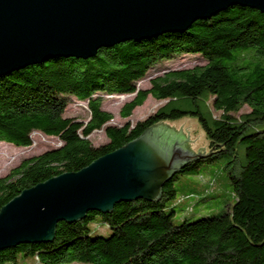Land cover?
<instances>
[{
  "label": "trees",
  "instance_id": "1",
  "mask_svg": "<svg viewBox=\"0 0 264 264\" xmlns=\"http://www.w3.org/2000/svg\"><path fill=\"white\" fill-rule=\"evenodd\" d=\"M179 55H197L206 64L165 72L150 79L148 89L136 88L154 65ZM102 95H134L120 109L123 119L148 97L166 102L134 126H106L113 116L102 110ZM68 97L87 103L86 123L64 117ZM244 107L249 112H240ZM185 116L199 119L213 152L186 163L157 201L120 202L110 213L60 222L51 242L2 250L0 264L17 257L38 264H264V14L248 8H229L181 33L103 48L86 60L58 57L0 77V142L29 148L33 132L61 142L0 178V209L21 191L85 168L156 123ZM102 128L108 142L93 147L88 136ZM220 160L231 188L225 213L174 224V212L166 214L165 207L176 196L177 176L195 177ZM215 182H204L210 189L204 196L214 194ZM96 217L108 226L107 237L89 236Z\"/></svg>",
  "mask_w": 264,
  "mask_h": 264
},
{
  "label": "water",
  "instance_id": "2",
  "mask_svg": "<svg viewBox=\"0 0 264 264\" xmlns=\"http://www.w3.org/2000/svg\"><path fill=\"white\" fill-rule=\"evenodd\" d=\"M264 14V0H0V77L55 58L181 33L229 8ZM196 116L165 119L138 138L21 191L0 209V251L48 243L60 222L110 213L120 202L157 201L186 164L211 155Z\"/></svg>",
  "mask_w": 264,
  "mask_h": 264
},
{
  "label": "rangeland",
  "instance_id": "3",
  "mask_svg": "<svg viewBox=\"0 0 264 264\" xmlns=\"http://www.w3.org/2000/svg\"><path fill=\"white\" fill-rule=\"evenodd\" d=\"M206 62L197 55H179L174 56L168 61H162L154 65L146 74L145 78L137 82V89H148L150 87L149 80L156 76H161L163 73L172 70L190 69L195 66H204ZM123 96V98H118ZM102 110L112 114L113 119L106 126L121 127L125 123L134 126L136 122L143 120L149 114L153 113L158 107L162 106L166 101H157L151 97L137 107L131 113L129 118L123 119L119 116L122 106L131 101L134 95H102ZM210 112L214 116H219L220 112L214 111L212 106L209 107ZM240 112H249L248 107L242 108ZM64 117L71 118L78 122L86 123L89 119V111L86 102L76 100L74 97H68V104L64 112ZM32 145L29 148H17L13 145L0 142V178L6 176L13 168L17 167L20 162L26 158L42 154L45 151L55 149L61 145L57 138L48 137L41 133L31 134ZM88 140L93 147H99L108 142L105 136L104 128L99 131H94L88 136ZM224 160L217 161L210 165L202 166L197 176L178 175L173 186L176 190V196L173 200L166 204L165 212L172 215V222L176 225L185 220L195 221L204 217L224 214L225 202L229 201L231 196V188L227 180L226 174L223 171ZM200 176L202 179H200ZM198 177V178H197ZM207 179H212L215 182V192L211 196H204V182ZM220 190L222 194H219ZM190 192L198 199H188L180 201L181 195H188ZM219 195V196H218ZM89 236L107 237L110 234L108 226L103 223L99 217H96L88 225ZM6 264H38L32 258L23 259L17 257L16 263ZM84 264V263H78Z\"/></svg>",
  "mask_w": 264,
  "mask_h": 264
},
{
  "label": "bare ground",
  "instance_id": "4",
  "mask_svg": "<svg viewBox=\"0 0 264 264\" xmlns=\"http://www.w3.org/2000/svg\"><path fill=\"white\" fill-rule=\"evenodd\" d=\"M118 98H123V96H118ZM37 133V132H34V134Z\"/></svg>",
  "mask_w": 264,
  "mask_h": 264
}]
</instances>
